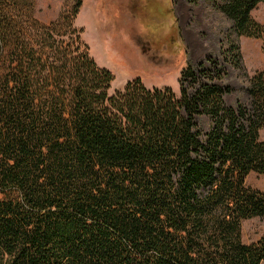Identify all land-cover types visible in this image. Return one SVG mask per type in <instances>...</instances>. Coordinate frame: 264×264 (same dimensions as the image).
Masks as SVG:
<instances>
[{"label":"trees","instance_id":"obj_1","mask_svg":"<svg viewBox=\"0 0 264 264\" xmlns=\"http://www.w3.org/2000/svg\"><path fill=\"white\" fill-rule=\"evenodd\" d=\"M36 1L0 0V264L264 263V234L241 235L264 218V191L245 185L264 174V69L249 75L238 43L264 39V0H211L247 86L234 107L213 56L182 70L179 95L140 78L110 94L75 25L83 0L49 23Z\"/></svg>","mask_w":264,"mask_h":264},{"label":"rangeland","instance_id":"obj_2","mask_svg":"<svg viewBox=\"0 0 264 264\" xmlns=\"http://www.w3.org/2000/svg\"><path fill=\"white\" fill-rule=\"evenodd\" d=\"M71 5L72 0H37L35 15L49 23ZM251 14L264 24V1ZM75 25L83 29L82 40L97 64L114 74L110 94L140 78L148 88L171 87L179 95L182 70L188 65L196 68L213 56L227 71L226 78L217 82L231 89L224 96L226 104L248 103L242 72L222 57L231 22L211 0L194 5L186 0H83ZM238 43L247 73L264 69V39L240 36ZM197 121L203 130L209 129L208 117H197ZM260 138L264 140V129ZM245 185L264 191V174L251 172ZM263 234L264 218L241 223L244 243L257 242Z\"/></svg>","mask_w":264,"mask_h":264}]
</instances>
